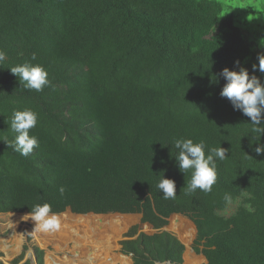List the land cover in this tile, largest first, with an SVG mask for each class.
<instances>
[{
	"label": "trees",
	"instance_id": "16d2710c",
	"mask_svg": "<svg viewBox=\"0 0 264 264\" xmlns=\"http://www.w3.org/2000/svg\"><path fill=\"white\" fill-rule=\"evenodd\" d=\"M249 39L219 0H0V215L44 203L61 216L141 215L120 244L133 264H183L184 245L164 231L182 216L206 264H264V155L254 151L264 136L216 77L225 67L252 73L264 48ZM26 63L43 66L50 86L23 87L9 68ZM25 109L38 117L27 157L7 145L13 113ZM177 139L203 141L206 155L228 149L210 192L186 194L192 170L178 167ZM163 175L175 199L157 187Z\"/></svg>",
	"mask_w": 264,
	"mask_h": 264
},
{
	"label": "clouds",
	"instance_id": "9594fccd",
	"mask_svg": "<svg viewBox=\"0 0 264 264\" xmlns=\"http://www.w3.org/2000/svg\"><path fill=\"white\" fill-rule=\"evenodd\" d=\"M259 43L261 47H264V37H261ZM32 59H36L35 54H33ZM4 60L5 53L0 51V62ZM258 61V65L253 64L251 74L247 68L239 66V61H236L239 70H231L225 67L219 74H216V77L222 76L226 81L220 92L221 97L227 98L235 110H239L244 116L249 117L250 123L253 125L252 132L262 137L264 136V82L254 73L257 69L260 73H264V52L258 54ZM9 69L13 75L18 77L21 85L27 89L40 92L51 84L47 70L39 64L26 63ZM37 120V114L30 109L15 111L10 127L16 136L14 141L7 143L8 147L14 148L22 156L30 155L38 147L37 138L30 135V130L37 125ZM174 146L179 150L174 158L180 171L186 174L188 170H192L191 180L186 182V186L183 188L187 189L186 194H191L197 189L210 192L217 180L216 158L221 161L226 159L228 149L222 146L211 148L206 155L205 143L203 141L194 143L192 139H177ZM254 151L257 155H264V144L255 147ZM157 187L163 193L164 199H175L177 196L176 182L173 179L165 178L163 175ZM63 191L64 189L61 187V194ZM224 199L226 202H231L229 194H225ZM26 216L35 222L34 231L55 232L61 228L59 216L52 213L51 206L47 203L35 205ZM34 251L33 257L35 256ZM29 254L30 252L28 253L31 260L30 264H37L35 262L36 256L33 258Z\"/></svg>",
	"mask_w": 264,
	"mask_h": 264
},
{
	"label": "rangeland",
	"instance_id": "374dc122",
	"mask_svg": "<svg viewBox=\"0 0 264 264\" xmlns=\"http://www.w3.org/2000/svg\"><path fill=\"white\" fill-rule=\"evenodd\" d=\"M219 1L225 6V14L232 15L235 19L236 25L241 28L243 32L247 31L250 33V43L254 44V46L259 45L260 49H263L264 47H261L259 42L261 39L260 34H262L260 27L264 26V0ZM236 208L237 204L231 205L224 215L226 217L232 215ZM26 215L28 214L12 213L0 215V262L3 264H14L15 261L20 260L18 264H26L27 262H31L28 253L31 251L33 252L34 249L37 248L44 252L43 264H49L51 259L54 261V264H93V255L96 254V250L99 246V242L96 240V237L91 235L83 238L82 242L84 244L81 243L79 245L76 243L77 236L72 235L74 240L65 244V247L62 250L60 248L56 250V248L51 244L43 247V245L39 242L41 238L38 239L37 236H40L39 230L34 231L35 226L25 219H22L23 217H27ZM61 215H58L59 218L65 221H70L73 218H81L75 215ZM108 216L118 219L121 223L128 224V226H124L126 229L123 228L124 231L122 230L118 234L115 241L116 248L112 252L110 259L112 260L114 256L119 261H117L118 263L116 262L117 264H126V262L121 258V256H123L129 259L130 264H133L131 257L124 256L122 254L120 244L126 240L125 236L131 229L140 226L141 215L111 214ZM11 222H13V224H11ZM142 229L143 230L140 229V233L149 234L154 232L146 226ZM181 229H184L185 231ZM164 231L173 235L182 245H184L185 258L183 257V264H206V261L202 256L196 255L193 252L192 245L196 238V231L191 221L182 216H174L169 220V225L164 229ZM25 247L27 248L26 251H24ZM18 248L19 251H17ZM98 255L102 256V253L98 252ZM21 257L22 259H20ZM101 262L105 261L101 260ZM107 263L108 262H105L104 264ZM116 263L111 261L108 264Z\"/></svg>",
	"mask_w": 264,
	"mask_h": 264
},
{
	"label": "bare ground",
	"instance_id": "6f19581e",
	"mask_svg": "<svg viewBox=\"0 0 264 264\" xmlns=\"http://www.w3.org/2000/svg\"><path fill=\"white\" fill-rule=\"evenodd\" d=\"M77 217H81V218H73L70 221H65L60 219L61 228L59 231L42 232L39 230L40 236L39 235L37 236L38 239L41 238V240H39L41 245L46 246L45 244H51L55 246L56 250L59 248L63 249L65 247L64 246L65 244L71 242V240H74V237L72 235L77 236L76 243H78L79 245L83 243L82 242L83 238L92 235L93 237H96L97 238L96 240L99 242V246L95 254L96 259L98 261L102 260L108 263L113 261V263H116L118 260L114 256L111 260L110 256L116 248L115 241L118 234L122 231V227H123L121 226L122 223L114 217H87V216H77ZM22 219H25L33 226H35V222L31 218L28 219L27 217H23ZM11 224H13V222H11ZM98 252L102 253V256H99ZM105 262H101L98 264H104ZM50 264H54V261L51 260Z\"/></svg>",
	"mask_w": 264,
	"mask_h": 264
},
{
	"label": "crops",
	"instance_id": "0c3cea01",
	"mask_svg": "<svg viewBox=\"0 0 264 264\" xmlns=\"http://www.w3.org/2000/svg\"><path fill=\"white\" fill-rule=\"evenodd\" d=\"M88 217H102V216H88ZM107 217H109V216H107ZM125 224H126V223H122V225H121V226H123V227H122V230H123V231H124V229H126V227L124 228V226H126V225L128 226V224H126V225H125ZM123 228H124V229H123ZM181 230L185 231L184 229H181ZM183 231H182V233H183ZM39 242H40V241H39ZM45 245H49V244H45ZM43 247H44V246H43ZM54 247H55V246H54ZM61 250H62V249H61ZM17 251H19V248H18ZM93 256H94V255H93ZM121 258H122V257H121ZM184 258H185V257H184ZM51 260H52V259H51ZM51 260H50V261H51ZM94 260H95V261H94ZM122 260L125 261V262L127 261V260H125L124 258H122ZM118 262H119V261H118ZM118 262H117V263H118ZM98 263H101V261H98V260L96 259V255H95L94 258H93V264H98ZM117 263H116V264H117ZM49 264H50V262H49ZM56 264H57V263H56ZM107 264H108V263H107ZM126 264H128V263L126 262Z\"/></svg>",
	"mask_w": 264,
	"mask_h": 264
},
{
	"label": "water",
	"instance_id": "95a60500",
	"mask_svg": "<svg viewBox=\"0 0 264 264\" xmlns=\"http://www.w3.org/2000/svg\"><path fill=\"white\" fill-rule=\"evenodd\" d=\"M65 213H70L71 215H75V214H73V213L71 212L70 209H68ZM63 214H64V213H63ZM89 215H92V216H108V215H94V214H89ZM75 216H79V215H75ZM84 216H88V215H84ZM195 231H196V229H195ZM29 255H31V256L33 257L34 253H33V252H30ZM33 258H35V256H34ZM205 261H206V260H205ZM35 262H36V259H35ZM168 264H169V263H168Z\"/></svg>",
	"mask_w": 264,
	"mask_h": 264
},
{
	"label": "flooded vegetation",
	"instance_id": "af4514ba",
	"mask_svg": "<svg viewBox=\"0 0 264 264\" xmlns=\"http://www.w3.org/2000/svg\"><path fill=\"white\" fill-rule=\"evenodd\" d=\"M35 249H37V248H35ZM35 252V251H34ZM43 258H44V256H43ZM36 262H37V260H36Z\"/></svg>",
	"mask_w": 264,
	"mask_h": 264
}]
</instances>
